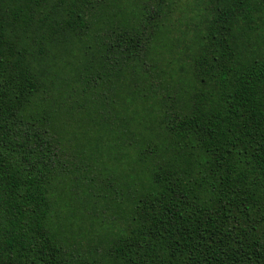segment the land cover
<instances>
[{
  "label": "trees",
  "instance_id": "1",
  "mask_svg": "<svg viewBox=\"0 0 264 264\" xmlns=\"http://www.w3.org/2000/svg\"><path fill=\"white\" fill-rule=\"evenodd\" d=\"M0 264H264V0H0Z\"/></svg>",
  "mask_w": 264,
  "mask_h": 264
},
{
  "label": "rangeland",
  "instance_id": "2",
  "mask_svg": "<svg viewBox=\"0 0 264 264\" xmlns=\"http://www.w3.org/2000/svg\"><path fill=\"white\" fill-rule=\"evenodd\" d=\"M109 220V219H108Z\"/></svg>",
  "mask_w": 264,
  "mask_h": 264
}]
</instances>
